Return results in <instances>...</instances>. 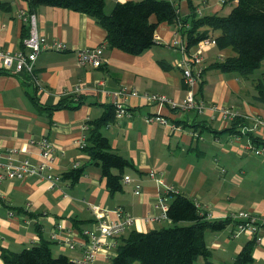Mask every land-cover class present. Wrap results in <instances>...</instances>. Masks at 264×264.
Wrapping results in <instances>:
<instances>
[{"label": "crops", "instance_id": "1", "mask_svg": "<svg viewBox=\"0 0 264 264\" xmlns=\"http://www.w3.org/2000/svg\"><path fill=\"white\" fill-rule=\"evenodd\" d=\"M2 1L6 8L0 9V50L26 51L23 40L33 23L49 43H62L66 49L40 53L33 82L27 81L24 71L0 74V153H13L15 158L34 164L49 163L50 172L61 177L76 168L85 167L86 171L79 182L62 179L55 187L38 177L0 182V264H4L2 249L19 252L41 243H49L56 256L67 255L74 262L81 259L80 249L61 247L51 234L62 227V234L72 232L78 238L83 230L92 228L97 220L91 205L110 211L122 209L121 216L109 213L107 222L124 217L133 220L117 237V245L133 231L148 233L169 227L168 219L160 220L163 211L158 206L165 192L163 184L195 201L208 219H231L225 230L205 234L212 261L231 264L243 247L255 240L252 264H264V155L253 154L248 149L251 137L229 132L231 122L218 115L212 118V110L198 113L181 108L187 92L180 67L185 55L174 45L183 36L179 26L160 23L156 45L132 55L110 47L108 31L86 13L32 7V0ZM128 1L141 0H106V13ZM168 1L175 4L182 19L189 18L192 5L202 15L227 16L237 4L235 0L224 4L222 0ZM156 20L155 16L150 19ZM98 47L104 50L102 67L79 64L78 52ZM233 56L235 51L220 50L216 44L206 51L198 97L209 106L228 107L249 124L257 118L264 121V62L248 76L213 68ZM161 62L169 68H163ZM78 88L81 91L75 94ZM122 91L123 96L115 99V93ZM145 95L165 96L176 107L152 103ZM118 100L129 115L116 119L103 133L135 168L126 170L130 182L124 181L123 191L111 194L101 169L91 162L80 142L86 122L99 119ZM75 103L80 104L72 108ZM156 117L167 124L150 121ZM44 138L54 144L51 161L42 155ZM151 173L156 176L150 177ZM138 187L140 194H136ZM172 201L170 198L169 203ZM240 213L258 220L257 233H238L243 222ZM105 242L94 264H109L116 256L117 247L109 239ZM196 264H204V260Z\"/></svg>", "mask_w": 264, "mask_h": 264}, {"label": "trees", "instance_id": "2", "mask_svg": "<svg viewBox=\"0 0 264 264\" xmlns=\"http://www.w3.org/2000/svg\"><path fill=\"white\" fill-rule=\"evenodd\" d=\"M235 1L237 4L227 16H199L192 5L191 15L186 19L180 17L178 8L168 0L118 3L111 14L106 13V0H32L31 6L62 7L86 13L108 31L110 47L132 55H141L156 45V30L160 23L178 25L179 32L188 41V51L202 40L212 38L220 50L232 49L236 52V56L216 63L213 68L248 76L264 62V0ZM4 8L6 4L0 0V9ZM152 16L157 19L154 23L150 21ZM216 31L220 33L214 35ZM161 66L169 68L164 62H161ZM32 80L33 76L28 75L27 81ZM261 92L264 99L263 85ZM79 104L71 107L77 108ZM115 120L116 105H113L108 106L99 119L87 121V140L83 148L91 162L101 169L111 194L123 191L126 170L135 168L131 161L113 149L109 138L103 133L104 128ZM230 125L229 132L236 136L241 134L244 126H248L243 117L236 118ZM252 139L259 146L264 143L255 137ZM85 171V167L76 168L62 179L77 183ZM167 215L171 226L148 233L133 231L126 239L120 240L117 254L109 264H196L200 258L204 264H216L212 261L205 234L209 230H225L231 224V219H208L195 201L181 193L173 195ZM254 247L255 240L250 241L231 264H252ZM2 259L4 264H75L67 255L56 256L49 243L19 252L2 249Z\"/></svg>", "mask_w": 264, "mask_h": 264}, {"label": "built area", "instance_id": "3", "mask_svg": "<svg viewBox=\"0 0 264 264\" xmlns=\"http://www.w3.org/2000/svg\"><path fill=\"white\" fill-rule=\"evenodd\" d=\"M227 0H222V3H226ZM198 15L202 16L201 11H198ZM24 47L26 51H20L17 53H10L4 50H0V74H19L24 71L27 75L34 76L35 74V64L38 58V55L44 51H64L66 46L62 43H49L47 38L43 35H40L36 26L33 23V27L28 37L23 40ZM216 44L215 40L212 38H207L202 40L194 48L191 54L187 50L188 41L182 36L179 41L174 43L175 46H178L184 53L185 57L182 61L180 67L182 70V75L184 77V82L186 85L187 98L185 104L181 107L184 110H194L198 113H206L208 110L213 111V117L216 118V115L221 117L224 121L232 122L236 118L240 117L239 113L230 110L225 106H209L207 103L199 98L197 87L202 81L203 68L202 66L205 60L206 51ZM79 64L82 66H91L94 68H100L104 65V50L101 47L82 50L78 52ZM81 91V88H78L75 91L77 94ZM124 92L115 93V99L119 96H123ZM146 99L152 103L166 104L169 103L176 107V105L168 100L165 96L160 95H145ZM116 119H122L125 116H128L129 113L125 108L124 104L119 100L116 101ZM150 121H157L163 124H167V121L164 118L156 117L150 119ZM176 129L175 126H173ZM86 124L83 127V130L87 131ZM250 136L251 140L248 144V149L255 154L256 156L264 155V146H257L254 143L252 137L258 139V141H264V121L262 119H254L251 124L244 126L241 129V134L239 136ZM86 134L81 139L80 147L83 149L86 145ZM42 155L43 157L51 161L54 154V144L48 139L44 138L41 141ZM6 159V162L2 160ZM51 165L49 163L43 164H34L29 160H19L15 158L13 153L4 155L0 153V182L3 180H25L31 177H38L42 180L47 181L52 187H55L56 184L62 181V177L55 175L50 172ZM155 173H151L150 177H155ZM124 181L126 183L130 182V177H125ZM160 184H163V181H160ZM164 195L161 196L158 206L163 211V216L160 220H167L168 215L167 211L169 209V199L173 198V195L178 192L173 189L171 186L163 184ZM141 191L138 187L136 194H140ZM91 211L96 217L97 223L90 229L83 230L80 233V236H74L72 232L67 234H62V227H56L52 231V239L54 242H57L70 251H75L77 248L82 251V258L77 260L75 264H94L96 257L100 249L106 244L105 239L111 241L112 246L117 247V237L124 230L127 225L133 224V220L130 217H124L116 222H107L106 218L109 213H115L117 216H121L122 209H115L113 211L103 208L99 205H91ZM243 222L240 223L239 232L248 231L252 234L257 233V223L258 220L251 216L249 213H240L238 215ZM30 219H26L29 222Z\"/></svg>", "mask_w": 264, "mask_h": 264}, {"label": "rangeland", "instance_id": "4", "mask_svg": "<svg viewBox=\"0 0 264 264\" xmlns=\"http://www.w3.org/2000/svg\"><path fill=\"white\" fill-rule=\"evenodd\" d=\"M195 48V47H194ZM187 54H191L190 52H187ZM206 60V59H205ZM205 60H204V62H203V64H202V66H204V63H205ZM240 117H242V116H240ZM244 118V117H243ZM245 121L247 122V124H249V121H248V119H245ZM187 226V225H186ZM200 261H203V259L202 258H200Z\"/></svg>", "mask_w": 264, "mask_h": 264}]
</instances>
